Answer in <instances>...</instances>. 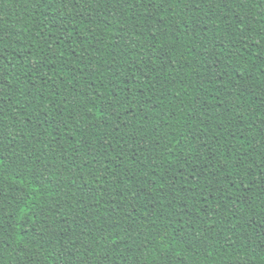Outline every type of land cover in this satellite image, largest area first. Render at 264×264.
Returning a JSON list of instances; mask_svg holds the SVG:
<instances>
[{
	"label": "trees",
	"instance_id": "1",
	"mask_svg": "<svg viewBox=\"0 0 264 264\" xmlns=\"http://www.w3.org/2000/svg\"><path fill=\"white\" fill-rule=\"evenodd\" d=\"M0 264H264V0H0Z\"/></svg>",
	"mask_w": 264,
	"mask_h": 264
}]
</instances>
